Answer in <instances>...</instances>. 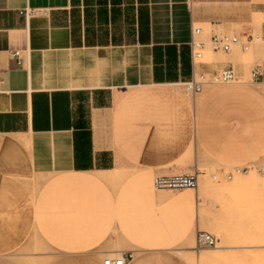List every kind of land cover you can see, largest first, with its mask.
I'll use <instances>...</instances> for the list:
<instances>
[{
  "label": "crops",
  "instance_id": "obj_1",
  "mask_svg": "<svg viewBox=\"0 0 264 264\" xmlns=\"http://www.w3.org/2000/svg\"><path fill=\"white\" fill-rule=\"evenodd\" d=\"M193 28L206 50L215 34L240 44L193 66ZM247 39L264 56V0H0V256L37 243L53 264H189L198 199L154 181L200 173L206 146L232 150L252 129L211 136L172 87L227 67L244 78ZM115 177H129L116 193Z\"/></svg>",
  "mask_w": 264,
  "mask_h": 264
},
{
  "label": "rangeland",
  "instance_id": "obj_2",
  "mask_svg": "<svg viewBox=\"0 0 264 264\" xmlns=\"http://www.w3.org/2000/svg\"><path fill=\"white\" fill-rule=\"evenodd\" d=\"M261 21L262 19L257 24ZM256 36L254 44H261L260 34L256 33ZM203 61H215L210 48L205 50ZM245 62L251 63L252 67L246 68L244 78L229 85L207 87L198 95L197 102L183 85L172 87L187 96L193 109L197 108L199 121L211 136L218 137L219 134L228 139L230 128L235 124L238 126L241 122L247 123L252 129L249 140L242 142L240 146L236 144V148L233 143L232 150L222 145L206 146V151L213 160L211 159L209 164L199 166L198 190H173L190 191L198 199L197 224L179 250L190 252H178L189 264H264V174L257 170L264 166V84L254 82L250 76L256 65L264 66V56L257 55L251 45L245 53ZM252 90L255 91L256 97L247 98L245 93ZM219 131L221 133H218ZM215 136L211 138L212 142L216 141ZM250 158L255 159V162L247 166L235 163ZM228 161L232 163L227 165ZM229 174L232 178L227 177ZM214 176L217 178L214 179ZM237 177L243 184L234 183ZM128 178H111L114 182V193ZM198 231L215 236L216 247L199 244L196 237ZM116 233L117 237L118 232ZM46 251L48 248L42 244H25L10 255L0 256V264H53V257L31 256L33 253ZM56 264H90V261L85 256L67 254Z\"/></svg>",
  "mask_w": 264,
  "mask_h": 264
},
{
  "label": "built area",
  "instance_id": "obj_3",
  "mask_svg": "<svg viewBox=\"0 0 264 264\" xmlns=\"http://www.w3.org/2000/svg\"><path fill=\"white\" fill-rule=\"evenodd\" d=\"M35 11L27 10L25 16L27 18L34 16ZM203 34L201 28H193L192 39L190 42L192 62L193 66L203 62L206 44L204 41L199 39V36ZM257 38V37H256ZM249 39L253 40L252 35ZM240 44V39L236 35H226V34H215L211 37L209 41V47L214 52H231L235 46ZM250 48V40H246L244 49L248 50ZM12 57L19 58V52H13ZM251 79L254 82H261L264 84V66L256 65L250 73ZM238 76L236 71L232 67H227L214 74L207 73H194L192 79L189 82L182 83L187 92L191 94L193 98L202 94L207 87L217 86V85H229L236 83L238 81ZM258 172L264 174V166L259 167ZM228 178H232L229 174ZM217 177L214 176V179ZM199 186V172L195 170L193 173H186L174 176H161L157 177L154 181V187L156 190L167 189V190H192L196 191ZM198 243L205 245L207 247L213 248L217 245V239L215 236L208 232L199 231L197 233ZM132 259V253H120L116 256H108L104 260V264H129Z\"/></svg>",
  "mask_w": 264,
  "mask_h": 264
},
{
  "label": "bare ground",
  "instance_id": "obj_4",
  "mask_svg": "<svg viewBox=\"0 0 264 264\" xmlns=\"http://www.w3.org/2000/svg\"><path fill=\"white\" fill-rule=\"evenodd\" d=\"M256 21V20H255ZM260 42H262L263 40H259ZM249 50V49H248ZM118 173V172H117ZM113 175V174H112ZM111 175V176H112ZM240 177V176H239ZM246 177V176H245ZM115 179H116V177H115ZM245 179V178H244ZM246 179H248V178H246ZM113 180H114V178H113ZM116 180H118V179H116ZM112 181V180H111ZM248 181V180H247ZM250 182H251V180H250ZM201 183V182H200ZM234 183L235 184H237V185H241V184H243V182L241 181V179H239L238 177L235 179V181H234ZM246 183V182H245ZM248 183V182H247ZM246 183V184H247ZM250 184V183H249ZM203 185V184H202ZM251 185V184H250ZM264 185V184H263ZM251 187V186H250ZM258 187V186H257ZM198 188H199V186H198ZM261 188V187H260ZM198 190V189H197ZM200 190V189H199ZM222 190V189H221ZM228 190V189H227ZM263 190V189H262ZM199 232V231H198ZM197 237V236H196ZM199 248V247H198ZM213 248H215V247H213ZM182 249V248H181ZM120 253H122V252H118V253H115V254H109L108 256H116V255H118V254H120ZM187 255V254H186ZM207 255V254H206ZM107 256V257H108ZM194 256H196V255H194ZM183 257V256H182ZM193 257V256H192ZM210 257V256H209ZM211 257H212V255H211ZM217 257V256H216ZM219 257V256H218ZM190 258V257H189ZM194 258V257H193ZM220 259V258H219ZM190 260V259H189ZM215 260H217V259H215Z\"/></svg>",
  "mask_w": 264,
  "mask_h": 264
}]
</instances>
